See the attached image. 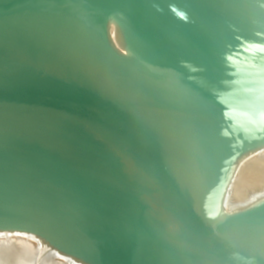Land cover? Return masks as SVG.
<instances>
[{
    "label": "water",
    "instance_id": "water-1",
    "mask_svg": "<svg viewBox=\"0 0 264 264\" xmlns=\"http://www.w3.org/2000/svg\"><path fill=\"white\" fill-rule=\"evenodd\" d=\"M0 230L264 264V0H0Z\"/></svg>",
    "mask_w": 264,
    "mask_h": 264
},
{
    "label": "bare ground",
    "instance_id": "bare-ground-1",
    "mask_svg": "<svg viewBox=\"0 0 264 264\" xmlns=\"http://www.w3.org/2000/svg\"><path fill=\"white\" fill-rule=\"evenodd\" d=\"M27 233L39 236L34 233ZM29 234L0 232V264H88L75 256L65 254L55 247V251L52 254L49 253L48 257L45 254L46 258H41L42 253L45 251L44 244L40 243L43 240Z\"/></svg>",
    "mask_w": 264,
    "mask_h": 264
},
{
    "label": "rangeland",
    "instance_id": "rangeland-1",
    "mask_svg": "<svg viewBox=\"0 0 264 264\" xmlns=\"http://www.w3.org/2000/svg\"><path fill=\"white\" fill-rule=\"evenodd\" d=\"M0 232L1 233H8V234H26V235H28L29 233H25V232H20V231H17V230H0ZM29 235H33V234H29ZM33 236H36V235H33ZM37 237V236H36ZM37 238H40V239H42L41 241L42 242H40V239H39V242L40 243H42V244H44V249H45V251L42 253V257L41 258H46V256L48 257L49 256V253H53L54 251H55V249H54V246L52 245L51 246V244L49 243V242H47L46 240H44L42 237H40V236H38ZM48 253V254H47ZM45 254H46V256H45ZM50 254V255H51ZM44 256V257H43ZM39 258H40V256H39ZM42 260V259H41Z\"/></svg>",
    "mask_w": 264,
    "mask_h": 264
}]
</instances>
